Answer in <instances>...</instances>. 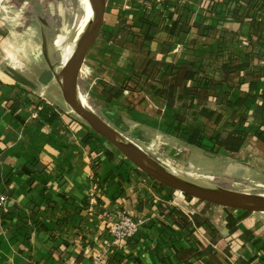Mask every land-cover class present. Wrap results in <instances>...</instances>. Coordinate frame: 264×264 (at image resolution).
I'll return each mask as SVG.
<instances>
[{"label": "crops", "instance_id": "obj_1", "mask_svg": "<svg viewBox=\"0 0 264 264\" xmlns=\"http://www.w3.org/2000/svg\"><path fill=\"white\" fill-rule=\"evenodd\" d=\"M0 2V264H91L122 213L141 223L109 264H249L263 255L256 212L157 182L66 103L57 75L80 25L68 45L65 12ZM101 2L78 75L86 107L178 171L264 179V140L255 133L264 132V0ZM44 105L58 117L44 121ZM240 126L248 130L235 152L205 150L193 137ZM179 213L190 227L178 224Z\"/></svg>", "mask_w": 264, "mask_h": 264}, {"label": "water", "instance_id": "obj_2", "mask_svg": "<svg viewBox=\"0 0 264 264\" xmlns=\"http://www.w3.org/2000/svg\"><path fill=\"white\" fill-rule=\"evenodd\" d=\"M91 18L84 31L80 34L79 43L57 75L62 89L63 97L71 109L85 120L90 128L117 148L133 165L152 177L157 182L179 191L185 195L204 200L219 206L242 211H264V192L258 193H217L206 188L193 178L184 177L181 172L168 166L153 155L126 142L103 119L78 100V75L83 60L92 44L100 20L101 0H88ZM18 82L31 86V82L19 74H13ZM170 170L178 172L182 177L176 176Z\"/></svg>", "mask_w": 264, "mask_h": 264}, {"label": "rangeland", "instance_id": "obj_3", "mask_svg": "<svg viewBox=\"0 0 264 264\" xmlns=\"http://www.w3.org/2000/svg\"><path fill=\"white\" fill-rule=\"evenodd\" d=\"M17 1L18 0H4L5 3H10V4H13ZM29 2L32 4L39 3L41 5L43 14H48V9L50 10V8H52V11H54L55 13H59L58 9L63 11V13L65 12L66 16L69 19L66 22L69 27V32L67 33V40H69L68 45H70L71 43H74V41L76 40V33H77L76 31L77 29H79V25L82 26V21H81V24L79 23L80 17L84 14L81 0H56V1L54 0H48V1L47 0H29ZM55 19H59V18L55 17ZM158 155L159 154L157 153L156 156ZM164 163L178 170L175 167V165H173L172 162H171L172 164L167 161ZM182 170L183 171H180V170L179 171L182 173L184 177L189 176L192 178L194 176L193 179L199 184L201 185L206 184L208 186H212L214 189L222 191L223 193L230 192V193H251L252 194V193H258V192H264V179L257 178V177L256 178L250 177V176H247V174L243 177L242 175H240L241 173H238L239 175L235 177L234 175H225L222 172L213 174L207 171L205 172L204 171H193L188 168H185ZM189 174H192V176H190ZM229 210L233 212H242V211H236L232 208H229ZM248 212H252V211H248ZM253 212H256V211H253ZM256 214H258V216H260L264 220V212H256Z\"/></svg>", "mask_w": 264, "mask_h": 264}, {"label": "trees", "instance_id": "obj_4", "mask_svg": "<svg viewBox=\"0 0 264 264\" xmlns=\"http://www.w3.org/2000/svg\"><path fill=\"white\" fill-rule=\"evenodd\" d=\"M263 45H264V42H263ZM261 59L263 61L262 75H263V80H264V54L261 56ZM208 81L210 82V80L204 78L201 85L207 86L209 83ZM261 97H262V100H264V94ZM40 115L44 121L46 120L48 122L53 121L54 119L58 117V115L54 112V110L51 109L47 105H44L43 110L41 111ZM263 122H264V119H263ZM245 127L246 126L244 127L240 126L233 132H225V131L216 132L215 134H212L211 136H208V137L204 136L200 131L197 130L194 132L193 137L196 138L197 144L205 150H208V151L216 150L217 152L225 150V151L235 152L239 150V148L243 145L245 141L247 130H248ZM255 133L257 136H259L260 138L264 140V132H260L259 130H257V132ZM109 155L111 156L112 154L109 153ZM242 212H243V215L250 213L248 211H242ZM178 215L180 219L178 220V224L182 227H190L191 223L188 220V218L183 213H179ZM247 262L249 264H253V263L254 264H264V251L261 257H257V255H255L254 257L248 259Z\"/></svg>", "mask_w": 264, "mask_h": 264}, {"label": "built area", "instance_id": "obj_5", "mask_svg": "<svg viewBox=\"0 0 264 264\" xmlns=\"http://www.w3.org/2000/svg\"><path fill=\"white\" fill-rule=\"evenodd\" d=\"M6 197L0 196V206L5 204ZM140 221L134 219L127 213L120 214L117 219L107 229V246L106 251L97 252L91 264H109V258L114 247L118 246L124 241L131 239L137 232ZM65 264H80L74 259L68 260Z\"/></svg>", "mask_w": 264, "mask_h": 264}, {"label": "bare ground", "instance_id": "obj_6", "mask_svg": "<svg viewBox=\"0 0 264 264\" xmlns=\"http://www.w3.org/2000/svg\"><path fill=\"white\" fill-rule=\"evenodd\" d=\"M48 1V0H47ZM54 1H56V0H54ZM46 2V1H45ZM56 3V2H55ZM85 3H86V9H85V12H84V16H83V18H82V26H81V33L84 31V28L87 26V24H88V22L90 21V18H91V10H90V7H89V4H88V0H85ZM54 5V4H53ZM55 6V5H54ZM69 55V54H68ZM68 55H66L65 54V59L68 57ZM64 59V60H65ZM68 60V59H67ZM66 60V61H67ZM66 61L63 63V65H62V67L64 66V64L66 63ZM80 99L84 102V103H86L85 102V98L84 97H80ZM79 98H78V100H79V102L82 104V105H84V106H86L81 100H80ZM130 145V144H129ZM131 146V145H130ZM173 174H175L176 176H180V177H182L178 172H175V171H172V170H170ZM194 177V176H193ZM199 179V178H198ZM204 186L206 187V188H209V189H213V190H215L217 193H221V194H225V193H223L222 191H219V190H217V189H214L213 187H210V186H207V185H205L204 184Z\"/></svg>", "mask_w": 264, "mask_h": 264}]
</instances>
